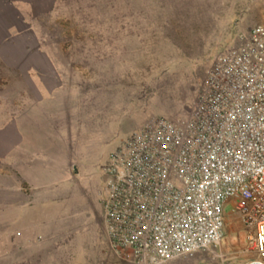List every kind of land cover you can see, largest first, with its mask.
<instances>
[{
  "label": "rangeland",
  "instance_id": "rangeland-1",
  "mask_svg": "<svg viewBox=\"0 0 264 264\" xmlns=\"http://www.w3.org/2000/svg\"><path fill=\"white\" fill-rule=\"evenodd\" d=\"M263 13L264 0H62L38 19L43 37L59 45L66 59L76 60L80 90L92 101L89 125L95 128L83 153L92 200L97 191L90 200L95 209L84 213L79 224H73V211L71 216L66 211L64 237L44 239L49 254L44 262L128 264L110 252L105 236L103 170L110 155L152 121L186 119L217 57L238 46ZM2 70L0 90L4 95L17 91L14 73ZM0 183L5 189L0 200L7 203L8 179ZM2 214L7 221V209ZM224 215L220 246L164 264L253 260L255 249L234 212V201L225 205ZM8 228L0 226L1 247ZM13 260L30 263L28 258Z\"/></svg>",
  "mask_w": 264,
  "mask_h": 264
},
{
  "label": "built area",
  "instance_id": "built-area-1",
  "mask_svg": "<svg viewBox=\"0 0 264 264\" xmlns=\"http://www.w3.org/2000/svg\"><path fill=\"white\" fill-rule=\"evenodd\" d=\"M102 201L110 252L164 264L220 246L234 201L264 264V13L219 55L190 115L145 125L110 155Z\"/></svg>",
  "mask_w": 264,
  "mask_h": 264
},
{
  "label": "crops",
  "instance_id": "crops-1",
  "mask_svg": "<svg viewBox=\"0 0 264 264\" xmlns=\"http://www.w3.org/2000/svg\"><path fill=\"white\" fill-rule=\"evenodd\" d=\"M58 1L0 0V77L4 68L19 85L0 90V179H8L9 194L0 200V226L9 227L0 264H47L44 239L64 237L66 211L76 225L95 209L83 153L95 128L92 101L80 90L76 60L37 28Z\"/></svg>",
  "mask_w": 264,
  "mask_h": 264
}]
</instances>
